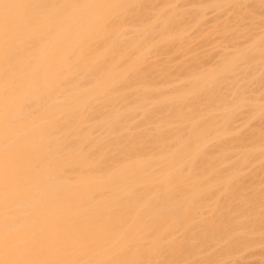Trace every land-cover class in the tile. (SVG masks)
I'll list each match as a JSON object with an SVG mask.
<instances>
[{
  "label": "bare ground",
  "instance_id": "obj_1",
  "mask_svg": "<svg viewBox=\"0 0 264 264\" xmlns=\"http://www.w3.org/2000/svg\"><path fill=\"white\" fill-rule=\"evenodd\" d=\"M200 1L0 0V264H238L264 247V98L238 83L263 80L264 25L247 33L264 0L235 25L248 44L223 22L233 50L214 64L148 62L207 10L248 8Z\"/></svg>",
  "mask_w": 264,
  "mask_h": 264
},
{
  "label": "rangeland",
  "instance_id": "obj_2",
  "mask_svg": "<svg viewBox=\"0 0 264 264\" xmlns=\"http://www.w3.org/2000/svg\"><path fill=\"white\" fill-rule=\"evenodd\" d=\"M200 1V0H199ZM247 1H249V0H246V3L245 4H247L248 5V8H247V6L245 5V7H242V9L244 10V12L243 13H246L249 9H250V7L252 6V8L254 7V3H252L251 4V1L252 0H250L248 3H247ZM201 3H202V1H200ZM253 2V1H252ZM256 4V3H255ZM231 5V4H230ZM230 5L228 6V7H230ZM257 5V4H256ZM261 5V6H260ZM264 4H261V3H259V6L257 5L255 8H256V10H255V8H253L252 10H254V11H256V14H255V12H254V14L256 15V18H255V15H254V18L253 17H251L250 18V20L248 19L247 20V17H250V15L251 16H253L252 14H250L249 16H246L245 17V15H247V13L249 14V12L250 11H248L246 14H242V13H240V12H238V10H240V9H238L237 10V12L239 13H237L236 12V10L234 11H231V9H232V7H231V9L229 8L228 9V7H225L224 9L222 8V10L220 9L219 11H213L212 12V10H211V13L209 12L210 11V9H209V11L207 10L206 12H205V17H204V19H202L201 20V23H203V20H204V23H203V25L199 28L201 31V33L199 34V33H196L195 34V32H194V34H192L193 32L192 31H190L189 32V36L188 37H190V38H188L190 41H188L189 43H186V44H184V47H183V45H182V48L180 47H177V46H175L178 50H176V53L174 52V51H170V52H172V53H170V54H173V53H175V55L172 57L170 54H166V53H162V54H159L158 56H153V57H151V56H149V59H150V61L148 60V62H151V63H154L155 62V64H157L158 65V67H156V69H158V71H160V70H162L165 66L167 67L168 65H170V66H172V68L171 67H167L168 69L167 70H169V68L171 69V70H169L170 72L173 70V69H175L176 68V70H177V66L180 64V63H182L184 60V62H186L188 59H190V57L192 58L193 57V55H195V54H199V55H195L196 57L198 56H201V58L200 59H203V60H205V61H207V64H205L206 65V67L207 66H210V64L212 65V64H214V62L217 60H219L218 59V57L219 56H221V54H228V53H226V52H229L230 51V53H231V51L233 50V47H232V41H231V37H232V34H229L232 30H234V26L235 25H238V28H237V26H235V31H236V28H237V30H238V33H240V31L241 30H239V27L242 29H244L245 28V30L247 29V27H248V29H250V26L249 25H251L252 24V22L250 23L249 21H251V19L253 20V21H255V22H257V24L258 23H260V24H258V26H256L255 24V22H253V24L251 25L252 27V29L250 30V32H249V30L247 29L246 31H244V30H242L241 32H249V33H247V35H253L252 37H256L258 34H260L262 31H263V29H264V27H263V25H264V7H262ZM227 6V5H226ZM232 6V5H231ZM183 8V7H182ZM186 8V7H185ZM187 8H189V6H187ZM246 8V9H245ZM225 9H226V11H225ZM242 9H241V12H242ZM227 10H229V11H227ZM251 10V9H250ZM246 11V12H245ZM221 12H223V13H221ZM232 12V13H231ZM233 12L237 15V19H244V17L246 18L245 20H240L239 19V22L238 23H236V24H234L235 23V20H234V18L233 17H236V15L235 14H233ZM206 13H207V15H206ZM250 13H252V11L250 12ZM240 14H242L241 16H240ZM233 15H235V16H233ZM240 16V17H239ZM217 18V19H216ZM233 19V20H232ZM236 19V18H235ZM214 21H215V23H214ZM218 21V22H217ZM222 22V23H220V22ZM238 20H236V22H237ZM240 21H241V23H240ZM223 22H227V23H229V24H231L232 26H233V29H232V27H230L231 25H229V24H227L229 27L228 28H230L231 29V31L230 30H228V28L226 27V25L224 26V27H226L227 28V31H229L228 33H227V31H225V30H223L224 29V27H223ZM205 23H206V25H205ZM217 23V24H216ZM201 25V24H200ZM215 25V26H214ZM216 25H217V28H216ZM219 25H221V27L222 28H220V26ZM240 25V26H239ZM255 25V26H254ZM261 26V28L263 27V29H261L260 28V26ZM258 27V28H257ZM204 28V29H203ZM213 29V30H212ZM219 29L222 31V32H220L219 31ZM192 32V33H191ZM217 32V33H216ZM219 32L220 33H223V36H222V34H219ZM243 32V33H244ZM190 33H191V35H190ZM227 33V38H228V40H229V35H230V40H229V42L227 41V40H225L223 37H225L224 36V34H226ZM237 33V31H236V37L234 36V41H239V42H237V43H242V45H246V44H248V42H246L247 40H245V37H244V34L243 33H241V34H243V35H241V34H238ZM246 33H245V36H246ZM198 35V36H197ZM200 35V36H199ZM234 35V34H233ZM192 36L194 37V38H192ZM238 36V37H237ZM239 36H241V37H239ZM243 36V37H242ZM238 38V39H237ZM247 39V38H246ZM230 41H231V43H230ZM236 43V42H235ZM232 44V45H231ZM240 45V44H239ZM242 45H240V46H242ZM185 46H186V50L185 49H183V48H185ZM176 48H174V50L176 49ZM181 49V51H179ZM187 49H189V53L188 54H186L185 56L183 55L184 54V52H187ZM184 52H183V51ZM224 50L226 51L225 53H223L224 52ZM179 51V52H178ZM191 51V52H190ZM167 52H169V51H167ZM183 52V53H182ZM194 52H196V53H194ZM194 53V54H193ZM204 55V56H203ZM206 57V58H205ZM193 58H195V57H193ZM192 58V61L194 60L195 61V59H193ZM209 58V59H208ZM169 59H171L170 61H169ZM203 60H201V61H203ZM157 61V62H156ZM188 61H190V60H188ZM216 61V62H217ZM196 62V61H195ZM190 63H191V61H190ZM193 63V62H192ZM183 64V63H182ZM217 64V63H216ZM204 66V65H203ZM165 67V68H166ZM179 67V66H178ZM165 68H164V70L163 71H167V70H165ZM205 68V67H204ZM258 69L260 70V67H258ZM263 69V70H262ZM262 70V71H261ZM261 70L260 71H257V72H262V74L261 75H258V77H260V78H263V80L261 81L260 79V81L262 82H260L259 80H258V82L256 83L255 82V80L253 81H250V82H246V80H242L244 83H240V82H238L240 85H246V86H244L245 87V92H244V94H243V96L244 95H247V93L246 92H248L249 91V94H250V96L252 95V94H254V93H256V94H259V96H257V97H259V98H264V93H262V92H264V67L263 68H261ZM157 71V73L156 74H154V75H157V74H160L161 73V71L160 72H158ZM174 72V71H173ZM173 75V74H172ZM239 76V75H238ZM262 76V77H261ZM173 77V79H179V78H175V77H177L176 75H174V76H172ZM237 77V76H236ZM157 79V78H156ZM237 79H239L240 81H241V79H240V77H238ZM158 80H159V77H158ZM239 80H237V81H239ZM177 81V80H176ZM182 81V80H181ZM181 81H177V82H174L175 84H174V86H176V84L177 85H181V84H183V83H181ZM260 82V83H259ZM247 83H249L248 85H247ZM256 85H255V84ZM253 84V85H252ZM262 84V85H261ZM179 85V86H180ZM249 85H250V87H249ZM173 86V85H172ZM247 86H248V88H249V90H246V89H248L247 88ZM254 90V91H253ZM227 93L228 94H232V93H230L229 91H227ZM233 95V94H232ZM263 95V96H262ZM242 96V97H243ZM249 96V95H248ZM248 96H244L243 98H247L246 100V102H248V99H255L256 98V96H255V94L254 95H252L251 96V98L250 97H248ZM230 96L228 95V98H229ZM231 98V97H230ZM233 98V97H232ZM263 98H262V100H263ZM245 100V99H244ZM257 101H258V103H259V100H258V98L256 99ZM261 100V99H260ZM248 103H250V101L248 102ZM247 103V105L248 106H250L249 104ZM264 103V102H263ZM263 103H262V105H263ZM246 104L244 105L245 107L247 106ZM261 104H260V106L261 107H263ZM243 106V107H244ZM247 106V107H248ZM244 108V109H242V111H241V109H240V111H241V113H239V115H240V118H238V119H240V121H238L239 122V124H238V122L236 123V125H234V126H237L238 125V127L239 126H241V122H247V115L249 116L250 115V108H249V110H248V113L249 114H247L246 115V119L244 118V115L246 114L245 112H247V109L248 108ZM246 109V110H245ZM262 111H264V107H263V109H262ZM243 112V113H242ZM238 115V116H239ZM262 117L264 118V114L262 115ZM241 118H243V120L241 119ZM245 119V120H244ZM262 120V119H261ZM255 121H257V120H255ZM260 123L262 122V121H260V120H258ZM263 121H264V119H263ZM249 122V121H248ZM251 122H254V120H251L250 119V122L248 123V125H252L253 123H251ZM259 122H258V125H259ZM243 124V123H242ZM245 124V123H244ZM247 124V123H246ZM245 124V127H244V129L246 130L247 128H248V130H249V126L248 125H246ZM254 124H256V123H254ZM253 124V125H254ZM151 125V124H150ZM252 125V126H253ZM257 125V127H258V129H260V130H258L261 134L263 133L264 134V122H262L259 126ZM248 126V127H247ZM255 126V125H254ZM149 127V126H148ZM147 127V128H148ZM150 127H152V126H150ZM149 127V128H150ZM260 127V128H259ZM240 128H242V126L240 127ZM239 128V129H240ZM244 129L242 130L241 129V133L242 132H244ZM254 131L255 130V128H250V131ZM257 130V129H256ZM238 131V130H237ZM250 131H247V132H250ZM246 131H245V133H247ZM262 134V135H263ZM261 163H264V159L263 160H261ZM255 165H259V162H258V164L256 163ZM256 166V167H257ZM253 167V166H252ZM254 168V167H253ZM252 169V168H251ZM251 169H250V171H251ZM245 171V170H244ZM247 171V170H246ZM249 172V170L245 173V175L247 174ZM243 174V173H242ZM248 177V174L246 175V177L244 178V179H246ZM264 178V177H263ZM260 181H262V180H260ZM260 184H261V188H264V181H262V183L260 182ZM260 186V185H259ZM263 246H261L260 248H255L256 249V251H257V253H259V252H261V248H262ZM255 249L254 250H252L251 252H249V251H247V254H245L243 257H245V256H247L248 258H244V259H242L241 257V259H239L240 261H241V263L242 264H246V262L248 263H250L251 262V264H259L258 262H260V260L262 261V260H264V256H262L263 254H261V255H259V254H257V253H255L256 251H255ZM263 249H264V247H263ZM253 251H254V253H255V256H252L251 257V253H253ZM262 252H264V250H262ZM249 253V254H248ZM250 255V256H249ZM253 255V254H252ZM249 257H250V259H249ZM263 257V258H262ZM252 258V259H251ZM262 258V259H261ZM249 259V260H248ZM251 260V261H250ZM228 261H230V260H226V261H224V264H226V262H228ZM236 261L237 262H240V261H238L237 259H236ZM236 261H234V262H236ZM230 262H233V261H230ZM230 262H228V264L230 263ZM244 262V263H243ZM241 263H238V264H241ZM231 264H233V263H231ZM235 264V263H234ZM237 264V263H236Z\"/></svg>",
  "mask_w": 264,
  "mask_h": 264
}]
</instances>
